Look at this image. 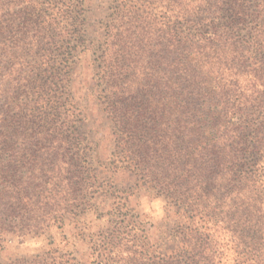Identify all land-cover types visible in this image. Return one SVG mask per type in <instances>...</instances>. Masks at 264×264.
Here are the masks:
<instances>
[{
	"label": "trees",
	"instance_id": "obj_1",
	"mask_svg": "<svg viewBox=\"0 0 264 264\" xmlns=\"http://www.w3.org/2000/svg\"><path fill=\"white\" fill-rule=\"evenodd\" d=\"M31 1L8 12L24 18L17 34L15 19L0 14V86L11 71L2 52L55 45L63 20L54 14H68L64 19L76 25L75 37L81 35L71 16L81 2L61 0L66 8L55 7L51 21L42 22L38 0ZM6 3L14 7L16 0H0V12ZM110 17L104 51L110 47L134 59L126 67L107 65L103 77L102 103L119 155L125 168L170 198L177 214L190 221L174 233L177 248L152 255L127 232L124 219L113 221L91 264H221L227 250L235 264H264V0H113ZM140 62L143 69L130 67ZM74 157L72 195L89 186L79 154ZM48 182L30 180L22 190L0 184L1 205L10 210L0 216L1 240L29 233L31 225L17 212L23 203L28 212L39 204L42 215L50 214ZM123 254L129 257L118 258Z\"/></svg>",
	"mask_w": 264,
	"mask_h": 264
},
{
	"label": "rangeland",
	"instance_id": "obj_2",
	"mask_svg": "<svg viewBox=\"0 0 264 264\" xmlns=\"http://www.w3.org/2000/svg\"><path fill=\"white\" fill-rule=\"evenodd\" d=\"M29 1L16 0L14 7L6 3L0 12L6 19H15L16 34L24 18L8 12L32 6ZM76 2L81 3L71 16L79 25V37L72 20L64 19L68 14L53 13L55 7L66 8L61 0H38L37 8L46 19L42 22H50L52 14L63 20L57 25L61 27L56 30L55 45L42 44L37 52L14 47L1 53L10 58L6 63L11 71L0 86L4 91L0 96V184L13 183L22 190L30 180H48L50 191L44 195L54 203L48 215H42L39 204L33 206L35 212H28L24 203L18 208L22 222L31 225L29 233H9L0 239V264H91L101 235L118 219L129 224L127 232L137 236L146 254L171 253L178 247L174 235L178 225L190 221L177 214L170 198L125 168V157L119 155L118 138L102 103L103 77L107 65L124 66L134 59L127 52L122 53L125 59L111 53L110 47L104 51L113 0ZM159 24L154 27L162 28ZM131 66L143 69L146 63ZM37 76L34 83L32 78ZM75 153L89 186L72 195L68 183ZM21 193L27 200L26 193ZM32 193L29 189L28 196ZM5 212L10 210L0 202V216L7 217ZM2 226L0 218V231ZM233 256L227 250L221 264H235Z\"/></svg>",
	"mask_w": 264,
	"mask_h": 264
}]
</instances>
